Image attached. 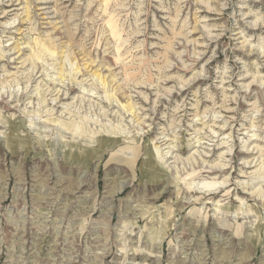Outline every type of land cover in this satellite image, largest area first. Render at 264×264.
Instances as JSON below:
<instances>
[{"label": "rangeland", "instance_id": "1", "mask_svg": "<svg viewBox=\"0 0 264 264\" xmlns=\"http://www.w3.org/2000/svg\"><path fill=\"white\" fill-rule=\"evenodd\" d=\"M0 264H264V0H0Z\"/></svg>", "mask_w": 264, "mask_h": 264}, {"label": "bare ground", "instance_id": "2", "mask_svg": "<svg viewBox=\"0 0 264 264\" xmlns=\"http://www.w3.org/2000/svg\"><path fill=\"white\" fill-rule=\"evenodd\" d=\"M253 132V131H252ZM257 161V160H256Z\"/></svg>", "mask_w": 264, "mask_h": 264}]
</instances>
